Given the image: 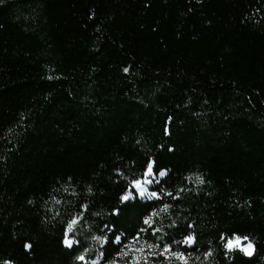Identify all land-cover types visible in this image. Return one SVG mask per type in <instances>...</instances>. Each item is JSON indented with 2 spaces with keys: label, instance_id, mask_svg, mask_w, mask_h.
I'll return each mask as SVG.
<instances>
[{
  "label": "trees",
  "instance_id": "obj_1",
  "mask_svg": "<svg viewBox=\"0 0 264 264\" xmlns=\"http://www.w3.org/2000/svg\"><path fill=\"white\" fill-rule=\"evenodd\" d=\"M93 261L264 264V0H0V264Z\"/></svg>",
  "mask_w": 264,
  "mask_h": 264
},
{
  "label": "rangeland",
  "instance_id": "obj_2",
  "mask_svg": "<svg viewBox=\"0 0 264 264\" xmlns=\"http://www.w3.org/2000/svg\"><path fill=\"white\" fill-rule=\"evenodd\" d=\"M147 173H149L147 175ZM141 180L137 181V183H135L134 185H132V190H130L127 195L125 197L129 198L132 197L134 195V193H138L140 196L147 198V199H151V198H155L157 196V194L155 192H153L151 190V186L154 184V179L157 177L155 175V173L153 172V169L151 167V171H148ZM137 184L140 185V187H137ZM237 239H238V243H237ZM71 241V244L73 243V241L71 239H69ZM67 240V241H69ZM189 242H191L192 240L189 239ZM229 242H232L233 246L229 249H233V248H242L244 246V242L242 239L236 237L230 241H228L227 246L229 245ZM96 262L93 261L92 264H95Z\"/></svg>",
  "mask_w": 264,
  "mask_h": 264
},
{
  "label": "water",
  "instance_id": "obj_3",
  "mask_svg": "<svg viewBox=\"0 0 264 264\" xmlns=\"http://www.w3.org/2000/svg\"><path fill=\"white\" fill-rule=\"evenodd\" d=\"M249 244L252 245L251 249H248V245H249ZM246 249H248L249 251H251L252 254H251V255H248ZM242 250H243L244 254H245L247 257H252V256L255 254V251H256V245H255L252 241H248V242H246V243L244 244V246L242 247Z\"/></svg>",
  "mask_w": 264,
  "mask_h": 264
},
{
  "label": "snow or ice",
  "instance_id": "obj_4",
  "mask_svg": "<svg viewBox=\"0 0 264 264\" xmlns=\"http://www.w3.org/2000/svg\"><path fill=\"white\" fill-rule=\"evenodd\" d=\"M149 171H151V167H149ZM161 175H163V173H161ZM137 187H140V185L137 184ZM125 199H127V197H125ZM73 223H75V221H73ZM66 243L70 245V244H71V241H70V240H69V241H66ZM237 243H238V239H237ZM232 246H233L232 242H229L228 247L231 248ZM251 247H252V245L249 244V245H248V249H251ZM248 249H246L247 254H248V255H251L252 253H251V251H249Z\"/></svg>",
  "mask_w": 264,
  "mask_h": 264
}]
</instances>
